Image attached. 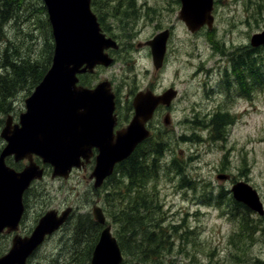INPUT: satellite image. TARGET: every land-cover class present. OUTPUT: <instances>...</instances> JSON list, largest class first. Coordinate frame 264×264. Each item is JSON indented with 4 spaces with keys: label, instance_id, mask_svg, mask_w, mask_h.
<instances>
[{
    "label": "rangeland",
    "instance_id": "1",
    "mask_svg": "<svg viewBox=\"0 0 264 264\" xmlns=\"http://www.w3.org/2000/svg\"><path fill=\"white\" fill-rule=\"evenodd\" d=\"M5 1L0 0V6ZM118 1L111 5L119 9L118 15L109 13L116 21L107 24L121 50H112L111 64L100 65L93 72L100 77L91 76L90 82L112 81L124 113L138 92L159 95L173 88L178 93L150 123L157 132L156 150L162 155L156 158V177L142 189L156 195V225L167 237L166 247L160 249L161 264H264V216L244 209L234 213L233 199L228 197L232 185L244 182L256 190L264 208V46L250 45V38L264 29V0H216L211 28L202 26L195 32L178 18L179 0ZM13 11L11 21L0 28V61L2 53L13 50L39 59L40 46L52 37L42 0H18ZM166 29L170 32L166 57L155 71L149 50L137 45ZM243 53L254 56L255 70L259 69V81L245 73L240 82L247 84L251 99L240 97L246 94L233 73L232 65ZM3 71L0 67V76ZM35 87L20 88L10 98L11 109L0 121V132L8 117L14 123L19 120ZM216 114L228 116L221 140L214 138L211 126ZM4 146L0 138V150ZM15 162L24 167L29 163L27 159ZM37 163L46 174L25 192L28 208L20 236H30L38 225L32 222L37 214L75 208L77 216L64 225L60 237H48L27 264H66L73 247L83 253L78 255L79 262L88 246L81 233L89 237L93 230L94 205L102 208L114 236L115 225L105 211L109 202L112 215L117 211L113 195L123 187L116 174L121 165L105 186L93 192L85 172L74 169L65 178L53 177L51 165L42 164L41 159ZM218 175L225 180L217 179ZM243 213L250 225L241 232L236 215L240 218ZM173 226L180 227L177 234L168 229ZM12 239L0 237V256L7 254Z\"/></svg>",
    "mask_w": 264,
    "mask_h": 264
},
{
    "label": "water",
    "instance_id": "2",
    "mask_svg": "<svg viewBox=\"0 0 264 264\" xmlns=\"http://www.w3.org/2000/svg\"><path fill=\"white\" fill-rule=\"evenodd\" d=\"M46 8L53 38L51 66L33 93L25 100V112L19 125L11 126L8 117L1 137L6 146L0 154V233L6 228L16 231L21 217V196L34 179H40L32 156L52 166L53 177H67L72 168H78L80 157L88 160L93 148L98 150L91 174L95 187L112 174L114 166L125 160L138 144L148 137L144 125L151 119L158 105L168 106L176 92L167 90L160 96L139 92L133 99L134 116L130 124L112 137L111 114L113 95L108 84L100 83L93 90L76 87V74L92 72L96 65L109 66L111 59L104 50L116 44L100 34L89 0H42ZM178 18L190 32L202 26L211 28L212 0H179ZM169 31L156 34L145 45L149 46L152 64L160 69L165 54ZM250 45H264V30L254 34ZM84 66V67H83ZM83 67V68H82ZM82 68V69H81ZM167 122V119H165ZM12 129V130H11ZM27 158L31 163L20 173L5 166L4 159ZM218 176V179H225ZM232 196L251 211L264 215L259 197L248 184L238 182L231 188ZM93 219L105 225L100 208L92 210ZM66 213L57 218L54 213L44 215L29 237H13L7 254L0 256V264H26L27 259L65 221ZM123 260L110 226L100 232L90 264H121ZM139 264V263H135Z\"/></svg>",
    "mask_w": 264,
    "mask_h": 264
},
{
    "label": "trees",
    "instance_id": "3",
    "mask_svg": "<svg viewBox=\"0 0 264 264\" xmlns=\"http://www.w3.org/2000/svg\"><path fill=\"white\" fill-rule=\"evenodd\" d=\"M17 2L18 0L12 2L6 0L0 6V28L11 21L14 15L13 7ZM52 49L51 37L40 46L39 59L33 60L31 56H22L16 50H13L11 54L7 51L1 54L0 67L4 68V75L0 76V121L10 112L11 104L8 102L18 89L24 87L32 89L39 84L50 66ZM252 58L255 57L243 53L239 59L235 60L232 65L235 77L242 81L244 74L247 73L250 77L256 75L259 81V69L255 70L258 66H255ZM259 62H262L261 59ZM227 120V115L213 116L211 126L216 140L223 138V129L229 125ZM156 147L159 148L156 146V140H146L125 162L120 164L121 168L116 174L122 178L123 187L118 189L117 195H113L112 192L114 201L117 203V211L113 215L111 213L113 207L110 206V202L107 203L108 208L105 212L107 218L115 225L113 233L123 256L121 264H161L163 262L160 249L166 247L167 237L165 232L156 225V195L150 191H142L145 183L156 177V158L162 155ZM149 156L153 159L149 160ZM231 208L234 213L237 209H244L243 206L237 208L234 205H231ZM244 210L248 212L247 209ZM240 215V218L238 215L236 218L241 232H244L249 229L250 223L245 219L244 213ZM90 227H93V230L89 237H83L84 232L81 233V238H86L85 245L88 244L84 253L85 257L78 262V255L83 253L79 251L80 249L76 251L73 247V251L69 253L72 259H69L66 264H89L93 247L98 240L100 225L93 222L90 223ZM168 229H171L174 234L180 231V227L175 226ZM73 254H76L75 257Z\"/></svg>",
    "mask_w": 264,
    "mask_h": 264
},
{
    "label": "flooded vegetation",
    "instance_id": "4",
    "mask_svg": "<svg viewBox=\"0 0 264 264\" xmlns=\"http://www.w3.org/2000/svg\"><path fill=\"white\" fill-rule=\"evenodd\" d=\"M101 1L102 3L101 4H98V2ZM114 0H89V7H90V10L91 12L94 14V16L96 17V20L98 22V25H99V28H100V31L101 33L104 35L105 38H110V39H114L116 41V43L118 44V50H121V46H120V41L118 39V37H115L113 38L114 36L112 35V28L111 26H109L107 24V22H109L110 20V23H114L116 20V17L115 15H118V12H119V9H117V7L115 8H112L111 5L113 3ZM118 2H121L122 3V0H119ZM117 5V3H115ZM215 7H216V0H213V14H214V11H215ZM104 10L106 11L105 14L101 13V11ZM109 13H114L115 15L113 16H110ZM124 26V24H123ZM127 27V25H125ZM124 29V27H123ZM264 30V29H263ZM262 30V31H263ZM111 34H110V32ZM261 31V32H262ZM260 33V32H259ZM258 34V33H257ZM264 46V45H263ZM253 47V46H251ZM147 48V47H145ZM255 48V47H253ZM106 53L109 55V56H112V49H109L106 51ZM100 65L96 66L92 72H83V73H79L76 75L77 77V82L75 84L76 87H79V88H82V89H88V90H91L93 89L99 82H105V84L109 83L110 86H111V91L112 93L114 94V111L113 113L111 114V119H112V123H113V126H112V137H113V141H115L117 139V132H120L121 130L125 129L126 126L128 125L129 121L132 119L133 115H134V110H133V107H130L127 109V113H124V107L121 106V104L119 103V92H118V88L114 85V83L112 81H110L109 79H101V81L95 83V82H90L91 80V76L93 77H96V78H99L100 77V74H97L96 76L93 75V72L99 68ZM83 68V67H82ZM81 68V69H82ZM238 74V73H237ZM253 77V76H252ZM251 78V77H250ZM237 79V82L238 84L240 85V90L241 92L245 93L246 95L244 94H241V98H244V99H251V96L249 95V93H246L247 90L249 89H246L247 88V84H244V85H241L240 82L241 80L236 77ZM109 87V86H108ZM164 108L165 106H158L157 109L155 110L156 112L154 113L153 117H157L159 116L160 114L163 113L164 111ZM159 112V114H158ZM152 117V118H153ZM13 119V118H12ZM155 119V118H154ZM153 119H151L150 121H148V123L146 124V128L148 130H153L150 125L151 121ZM18 122V121H17ZM16 122V123H17ZM14 122H12V124H16ZM1 138V137H0ZM1 152V150H0ZM97 149H92L91 150V155L90 157L88 158V160H85L83 158H80V161L82 163V165L80 166V168H77L78 171H82V172H85L86 174L83 176L87 179V181L89 182V185L91 187V190L93 192H96L98 189L102 188L103 186H105L107 184V182L109 181L107 178L105 180H103L102 184L100 187H95V183H94V180L91 179V172L93 170V166H94V163H95V156L97 154ZM7 162L10 164L8 167L13 169L15 172H21L23 169H24V166H20V165H17L15 163V160H14V157L10 158H6L5 159V163ZM38 158L36 157H32V162L34 164H36L39 168H41L43 170V174L45 175L46 174V171L44 169V166L37 163L38 162ZM26 166V165H25ZM75 171V170H73ZM72 171V172H73ZM33 185H35V181L31 183L30 187L28 189H32L33 188ZM27 189V190H28ZM26 190V191H27ZM25 191V192H26ZM25 192L23 193L22 197H21V204H22V214H21V217H20V220H19V223H18V228L16 231H13V232H10L8 231L6 228L3 229V231L0 233V237H16V236H20V227H21V223L25 220V217L27 216L26 212H27V208H28V205H27V202H26V197H25ZM218 197H221V195H219ZM229 198L233 199L231 194H229L228 196ZM231 205H234L236 206L237 208L243 206L242 204L238 203V202H235L233 200L232 204ZM239 205V206H237ZM94 206H97V205H94ZM93 206V207H94ZM99 207V206H98ZM66 210V211H65ZM65 210H53L52 213L55 214V216L57 218L61 217L62 214L64 215L66 213V218H65V221L62 223V225L57 228V230H55L54 232H52L50 235L46 236V237H54V236H58L60 237V230L64 227V225L69 221V220H73V218L77 215H74L75 213V208H71V209H65ZM102 210V208H101ZM103 212V210H102ZM104 213V212H103ZM44 216L43 215H40V214H37L33 219H32V222H37V224L39 223L40 219ZM36 224V225H37ZM23 237V236H22Z\"/></svg>",
    "mask_w": 264,
    "mask_h": 264
}]
</instances>
